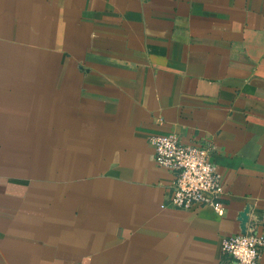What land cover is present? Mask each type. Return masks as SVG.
I'll use <instances>...</instances> for the list:
<instances>
[{"label": "crops", "instance_id": "0c3cea01", "mask_svg": "<svg viewBox=\"0 0 264 264\" xmlns=\"http://www.w3.org/2000/svg\"><path fill=\"white\" fill-rule=\"evenodd\" d=\"M164 133L220 209L168 202ZM245 208L264 234V0H0V264H218Z\"/></svg>", "mask_w": 264, "mask_h": 264}, {"label": "built area", "instance_id": "2783aa9c", "mask_svg": "<svg viewBox=\"0 0 264 264\" xmlns=\"http://www.w3.org/2000/svg\"><path fill=\"white\" fill-rule=\"evenodd\" d=\"M154 162L171 173L168 202L179 208L193 204L221 208L222 176L209 158L206 143L185 142L175 134L149 137ZM264 249V234L247 224L245 231L224 235L220 239L221 260L218 264H254Z\"/></svg>", "mask_w": 264, "mask_h": 264}, {"label": "water", "instance_id": "95a60500", "mask_svg": "<svg viewBox=\"0 0 264 264\" xmlns=\"http://www.w3.org/2000/svg\"><path fill=\"white\" fill-rule=\"evenodd\" d=\"M238 220H239L240 231H245L246 226H247V221H248V209L247 208L239 212ZM249 224H251V221H249Z\"/></svg>", "mask_w": 264, "mask_h": 264}]
</instances>
